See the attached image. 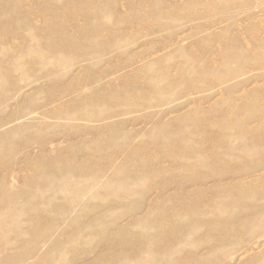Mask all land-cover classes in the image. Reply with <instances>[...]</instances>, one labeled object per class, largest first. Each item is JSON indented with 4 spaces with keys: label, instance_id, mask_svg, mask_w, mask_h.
Instances as JSON below:
<instances>
[{
    "label": "rangeland",
    "instance_id": "374dc122",
    "mask_svg": "<svg viewBox=\"0 0 264 264\" xmlns=\"http://www.w3.org/2000/svg\"><path fill=\"white\" fill-rule=\"evenodd\" d=\"M0 19V264H264V0Z\"/></svg>",
    "mask_w": 264,
    "mask_h": 264
},
{
    "label": "bare ground",
    "instance_id": "6f19581e",
    "mask_svg": "<svg viewBox=\"0 0 264 264\" xmlns=\"http://www.w3.org/2000/svg\"><path fill=\"white\" fill-rule=\"evenodd\" d=\"M32 1V0H31ZM3 2V1H2ZM5 11V10H4ZM89 11V10H88ZM33 12V11H32ZM13 13V12H12ZM1 20V19H0ZM104 20H105V17H104ZM95 23V22H94ZM107 23V22H106ZM99 26V25H98ZM98 31V30H97ZM95 32V31H94ZM93 39V38H92ZM91 41V40H90ZM233 44V43H232ZM5 50V49H4ZM3 50V51H4ZM243 50V49H242ZM7 52V51H6ZM3 54V53H2ZM242 55H243V53H242ZM233 58V57H232ZM16 60V59H15ZM17 62V61H16ZM10 63V62H9ZM204 71V70H203ZM86 79V78H85ZM173 84V83H172ZM237 124V123H236ZM241 124V123H240ZM237 128H238V126H237ZM189 129V128H188ZM231 129V128H230ZM233 129V128H232ZM229 130V129H228ZM229 131H231V130H229ZM183 132V131H182ZM182 134V133H181ZM190 136H192V135H190ZM194 136V135H193ZM202 138V137H201ZM120 142V141H119ZM190 145H192L191 143H190ZM250 147V146H249ZM220 149V148H219ZM2 155H3V153H2ZM8 155V154H7ZM6 155V156H7ZM201 157V156H200ZM139 159V158H138ZM178 159V158H177ZM187 159H189V158H187ZM202 159V158H201ZM205 159V158H204ZM203 159V160H204ZM34 162V161H33ZM67 163V162H66ZM6 164H7V162H6ZM56 165H58V164H56ZM66 165V164H65ZM38 166V165H37ZM42 168V167H41ZM48 168V167H47ZM36 169V168H35ZM76 170V169H75ZM82 170V169H81ZM216 170V169H215ZM41 171V170H40ZM24 172V171H23ZM170 172V171H169ZM45 174V173H44ZM73 174V173H72ZM62 175H63V173H62ZM61 175V176H62ZM47 177V176H46ZM56 177V176H55ZM37 178V177H36ZM40 178V177H39ZM55 179V178H54ZM38 180V179H37ZM60 181V180H59ZM56 182V181H55ZM39 183V182H38ZM110 186V185H109ZM5 187V186H4ZM40 187V186H39ZM25 191V190H24ZM17 192V191H16ZM20 192V191H19ZM23 193V192H22ZM25 193V192H24ZM16 194V193H15ZM18 194V193H17ZM19 194H21V193H19ZM251 194V193H250ZM23 195V194H22ZM6 196V195H5ZM11 197V196H10ZM34 197V196H33ZM5 198V197H4ZM249 198V197H248ZM29 199V198H28ZM27 199V200H28ZM32 199V198H31ZM31 199H29V201L31 200ZM9 200V199H8ZM239 200V199H238ZM247 200V199H246ZM2 201V200H1ZM225 201V200H224ZM257 201V200H256ZM227 202V201H226ZM7 203H9V202H7ZM224 203V202H223ZM30 204H31V202H30ZM245 204V203H244ZM238 205V204H237ZM28 206V205H27ZM35 207V206H34ZM33 208V207H32ZM37 210V209H36ZM158 210V209H157ZM201 210V209H200ZM239 210V209H238ZM159 211V210H158ZM17 212V211H16ZM35 212V211H34ZM198 212V211H197ZM222 213V212H221ZM9 215V214H8ZM33 215V214H32ZM37 215H38V213H37ZM192 215H194V214H192ZM213 215V214H212ZM185 216H187V215H185ZM198 216V215H197ZM253 216V215H252ZM153 217V216H152ZM190 219V218H189ZM224 218H222V220H223ZM234 219V218H233ZM34 221V220H33ZM250 221V220H249ZM188 223V222H187ZM216 224V223H215ZM226 226V225H225ZM220 227V226H219ZM227 227V226H226ZM205 228V227H204ZM222 231V230H221ZM220 232V231H219ZM224 232V231H223ZM210 233V232H209ZM33 235V234H32ZM90 235V234H89ZM118 236V235H117ZM36 238V237H35ZM131 240V239H130ZM216 242V241H215ZM20 243V242H19ZM9 244V243H8ZM3 246V245H2ZM19 247V246H18ZM75 247V246H74ZM2 248V247H1ZM65 249V248H64ZM64 249H62V250H64ZM135 249H137V248H135ZM50 250V249H49ZM60 250V249H59ZM24 251V250H23ZM51 251V250H50ZM115 251V250H114ZM57 252V251H56ZM113 252V251H112ZM25 253V252H24ZM54 253V252H53ZM76 254V253H75ZM72 255V254H71ZM52 257V256H51ZM50 257V258H51ZM10 258V257H9ZM52 261V260H51ZM8 262V261H7ZM7 264V263H6ZM52 264V263H51Z\"/></svg>",
    "mask_w": 264,
    "mask_h": 264
}]
</instances>
